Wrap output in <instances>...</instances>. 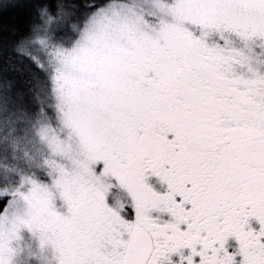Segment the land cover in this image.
I'll use <instances>...</instances> for the list:
<instances>
[{"label": "snow or ice", "instance_id": "snow-or-ice-1", "mask_svg": "<svg viewBox=\"0 0 264 264\" xmlns=\"http://www.w3.org/2000/svg\"><path fill=\"white\" fill-rule=\"evenodd\" d=\"M0 264H264V0H0Z\"/></svg>", "mask_w": 264, "mask_h": 264}, {"label": "trees", "instance_id": "trees-1", "mask_svg": "<svg viewBox=\"0 0 264 264\" xmlns=\"http://www.w3.org/2000/svg\"><path fill=\"white\" fill-rule=\"evenodd\" d=\"M12 14H13L12 12L9 13V15H12Z\"/></svg>", "mask_w": 264, "mask_h": 264}]
</instances>
